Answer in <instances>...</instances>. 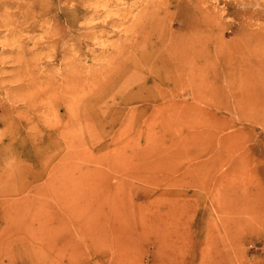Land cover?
Wrapping results in <instances>:
<instances>
[{"label":"rangeland","instance_id":"374dc122","mask_svg":"<svg viewBox=\"0 0 264 264\" xmlns=\"http://www.w3.org/2000/svg\"><path fill=\"white\" fill-rule=\"evenodd\" d=\"M165 1L0 0V264H264V0H184L220 64L155 110L107 65Z\"/></svg>","mask_w":264,"mask_h":264},{"label":"bare ground","instance_id":"6f19581e","mask_svg":"<svg viewBox=\"0 0 264 264\" xmlns=\"http://www.w3.org/2000/svg\"><path fill=\"white\" fill-rule=\"evenodd\" d=\"M165 3L167 5L164 10V16L169 18V25L163 28L153 41H150L149 38L155 35L156 32L154 31L156 29L151 28V30L148 23L146 26L143 25L142 28L135 29L133 36H127L128 41L116 47L114 58H111L107 65L109 70H113L116 69L121 62H124L123 66L126 68L120 69V71L116 73L118 74L117 78H119L125 70L134 68L141 69L143 74L140 75L136 72L135 75H133L135 79L131 76L133 80H137L140 83L133 97L134 99H142V101L145 102L150 101L154 104L155 110L159 107L160 102L170 103L167 94L172 84V74L177 72L179 74V81L185 83L187 81L186 72L193 71L191 82L198 85L199 78H201V71L215 68L220 64L217 61V56H215L217 48H214V44L210 46L207 44L206 46L199 36L205 31V25L207 27V19L210 21L213 20L212 16H209L210 12L207 9L200 8V6H186L184 0H166ZM185 16L186 18L190 17L193 21H186ZM175 25H178L177 30H174ZM193 25H195V27L192 30L191 28ZM192 31L194 34L190 35ZM185 42L186 46L183 45ZM202 50H204L206 54L212 53L214 57L211 59L203 58L200 56L202 54L200 51ZM67 78L71 81L70 76ZM97 83L98 82H92V85L89 84L90 87L88 88L87 86H82L80 91L69 88L65 97L67 103L66 113L71 115L74 119L85 118L86 122L88 116L91 114L93 117L101 120L97 111H100L99 109L106 105L107 101L104 102V100L108 94V90H106L102 96V101L100 102L102 106L98 105V107L95 104H90L89 101H86V97L83 96L88 92L89 88L95 89L98 85ZM149 91L152 94L143 95V92L146 93ZM185 95L186 92L184 91L180 93V97H185ZM194 96H196V92ZM151 107L144 106L141 111L146 112ZM131 116L132 115H130V117ZM102 122L106 123L107 118L102 120ZM170 194H175L183 198L188 197V194L183 191Z\"/></svg>","mask_w":264,"mask_h":264}]
</instances>
